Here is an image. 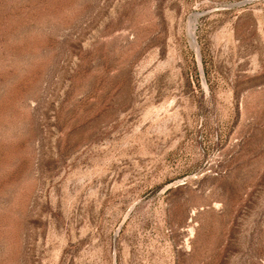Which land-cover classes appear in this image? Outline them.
Wrapping results in <instances>:
<instances>
[{
	"label": "rangeland",
	"instance_id": "obj_1",
	"mask_svg": "<svg viewBox=\"0 0 264 264\" xmlns=\"http://www.w3.org/2000/svg\"><path fill=\"white\" fill-rule=\"evenodd\" d=\"M0 264H264V0H0Z\"/></svg>",
	"mask_w": 264,
	"mask_h": 264
},
{
	"label": "bare ground",
	"instance_id": "obj_2",
	"mask_svg": "<svg viewBox=\"0 0 264 264\" xmlns=\"http://www.w3.org/2000/svg\"><path fill=\"white\" fill-rule=\"evenodd\" d=\"M195 20H196V18H195ZM193 30V29H192ZM194 34V33H193ZM194 40V39H193Z\"/></svg>",
	"mask_w": 264,
	"mask_h": 264
}]
</instances>
